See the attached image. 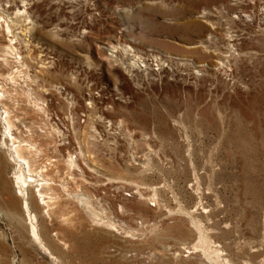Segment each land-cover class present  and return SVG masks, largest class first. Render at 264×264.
<instances>
[{"label": "rangeland", "instance_id": "rangeland-1", "mask_svg": "<svg viewBox=\"0 0 264 264\" xmlns=\"http://www.w3.org/2000/svg\"><path fill=\"white\" fill-rule=\"evenodd\" d=\"M237 2L27 0L46 112L2 78L0 28L2 104L55 198L28 193L39 244L0 147V264H264V0Z\"/></svg>", "mask_w": 264, "mask_h": 264}, {"label": "bare ground", "instance_id": "bare-ground-1", "mask_svg": "<svg viewBox=\"0 0 264 264\" xmlns=\"http://www.w3.org/2000/svg\"><path fill=\"white\" fill-rule=\"evenodd\" d=\"M234 2H237V0H234ZM8 3L9 1H6L5 2L6 5L4 6L3 4L0 3V28L2 30V35L4 36L7 42L6 45H4L1 49V51L3 52L1 61L4 65H8L9 62L12 61L17 66L16 68L11 69V71L2 78H4V81L12 84V86L22 84L26 88L25 93L28 97L31 98L33 106L39 111L46 112V108L44 107L45 100L42 99L41 97H38L34 92H32L33 89L29 88L30 85H28L27 83L28 81H31L36 78L35 76L31 75L29 71V65H28L29 58L27 56L23 57L17 47L19 44H24L25 47L27 48L28 44L30 43L29 33L32 29V26H30L32 24V20L29 18V14L27 11V5H28L27 0H20L21 3L20 8L14 7V9L11 10L10 12L8 10V7H10ZM241 13H243V11H241ZM243 17L245 18V20L243 21L244 23L246 21L247 22L251 21L249 15L244 14ZM18 35H22L24 36V38H20ZM109 48L110 50H112V52H116L118 46L110 45ZM127 49L130 48H126V47L122 48L124 52L127 51ZM9 58L11 59V61L9 60ZM140 58L141 57L137 56L136 54H133L131 57L132 64L136 65L138 61H140ZM140 63H142V61H140ZM220 65L223 66L225 64H223L222 62L220 63ZM43 92L47 93V90L42 89V93ZM33 95L34 97H32ZM5 98H6L5 91L0 86V105L2 106V107L0 106L2 109L0 111V124L2 129L1 131L2 139H1L0 147L7 150V153L9 154V158H10L9 160H11V162L14 163V169L12 172L13 185L16 196L22 198L21 200L22 211L28 216L30 220V230H29L30 236L37 243L41 244L40 236L37 232L35 225L37 222V218L36 215L33 214L32 211L30 210V205L28 202L29 200L28 193L30 192L31 189H33L38 203L43 206L42 207L43 213L48 215V211L49 209H51V205L55 201V198L51 196L50 193L47 192L48 190L49 191L51 190L52 182L46 174L45 167L44 168L41 167L38 170L32 167L30 156L38 152L37 147H35L34 150H32L31 148L32 143L28 144L26 140H21V141L16 140L13 134V130L16 127L13 125L11 121L10 112L8 111V108H6L5 106L3 107L2 104V101ZM52 132L56 134L60 133V131H58V129H55V127H52ZM77 162H78L77 157L71 154H68L65 159V163L70 170L71 169L73 170L78 166ZM223 264H232V263H230L228 260H225Z\"/></svg>", "mask_w": 264, "mask_h": 264}, {"label": "crops", "instance_id": "crops-1", "mask_svg": "<svg viewBox=\"0 0 264 264\" xmlns=\"http://www.w3.org/2000/svg\"><path fill=\"white\" fill-rule=\"evenodd\" d=\"M3 193H10L9 192V190L7 189V183H5V182H3V179H2V177H0V194H3ZM2 201V202H1ZM0 201V208L1 209H5V208H7V203H8V200H5V201H3V200H1ZM12 203H14L15 201H14V199H11L10 200Z\"/></svg>", "mask_w": 264, "mask_h": 264}]
</instances>
